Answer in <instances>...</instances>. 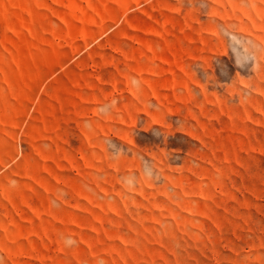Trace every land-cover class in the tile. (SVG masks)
Returning <instances> with one entry per match:
<instances>
[{"label": "rangeland", "instance_id": "374dc122", "mask_svg": "<svg viewBox=\"0 0 264 264\" xmlns=\"http://www.w3.org/2000/svg\"><path fill=\"white\" fill-rule=\"evenodd\" d=\"M0 264H264V0H0Z\"/></svg>", "mask_w": 264, "mask_h": 264}]
</instances>
